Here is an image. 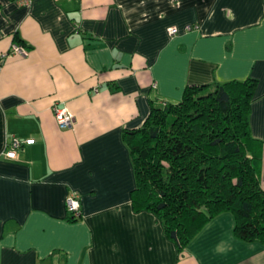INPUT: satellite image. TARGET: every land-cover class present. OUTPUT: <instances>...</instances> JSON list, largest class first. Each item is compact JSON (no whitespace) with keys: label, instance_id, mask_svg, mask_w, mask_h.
I'll use <instances>...</instances> for the list:
<instances>
[{"label":"crops","instance_id":"obj_1","mask_svg":"<svg viewBox=\"0 0 264 264\" xmlns=\"http://www.w3.org/2000/svg\"><path fill=\"white\" fill-rule=\"evenodd\" d=\"M247 77L250 130L264 142V0H0V264H264V244L234 237L229 212L178 253L155 214L131 207L121 136L151 96ZM12 137L22 144L10 158Z\"/></svg>","mask_w":264,"mask_h":264},{"label":"trees","instance_id":"obj_2","mask_svg":"<svg viewBox=\"0 0 264 264\" xmlns=\"http://www.w3.org/2000/svg\"><path fill=\"white\" fill-rule=\"evenodd\" d=\"M256 84L247 77L188 84L176 100L151 96L144 122L122 130L131 207L155 214L178 253L223 212L233 216L234 237L264 244V142L249 125ZM77 219L67 211L68 221Z\"/></svg>","mask_w":264,"mask_h":264},{"label":"built area","instance_id":"obj_3","mask_svg":"<svg viewBox=\"0 0 264 264\" xmlns=\"http://www.w3.org/2000/svg\"><path fill=\"white\" fill-rule=\"evenodd\" d=\"M13 1L18 6H28L31 2V0H13ZM175 32H176V28L174 26H169L167 28L168 34L173 35ZM10 51L16 53H23L25 50L20 43L13 42L10 46ZM53 113L59 127L61 128L72 127L74 123V117L72 113L69 110H67L65 107L54 106ZM21 144L22 142L18 138L12 137L5 144L4 155L10 158L15 157L17 151L21 147ZM65 203H66V210L68 212H71L75 215L78 214L80 209V197L76 191L71 190L69 192V194L66 197Z\"/></svg>","mask_w":264,"mask_h":264}]
</instances>
